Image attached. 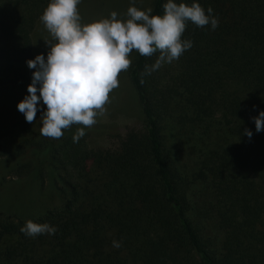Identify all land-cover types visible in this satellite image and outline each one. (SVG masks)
I'll use <instances>...</instances> for the list:
<instances>
[{
	"label": "trees",
	"instance_id": "16d2710c",
	"mask_svg": "<svg viewBox=\"0 0 264 264\" xmlns=\"http://www.w3.org/2000/svg\"><path fill=\"white\" fill-rule=\"evenodd\" d=\"M49 2L0 0V88L28 94ZM195 2L218 27L187 22L192 47L150 75L159 53L136 52L127 73L139 112L110 144L90 146L86 128L74 142L77 124L35 135L24 115L0 128L6 189L30 181L39 201L29 214L0 207V264H264V130L253 120L264 111V0ZM165 3L151 0V14ZM28 220L57 231L27 236Z\"/></svg>",
	"mask_w": 264,
	"mask_h": 264
},
{
	"label": "clouds",
	"instance_id": "9594fccd",
	"mask_svg": "<svg viewBox=\"0 0 264 264\" xmlns=\"http://www.w3.org/2000/svg\"><path fill=\"white\" fill-rule=\"evenodd\" d=\"M80 0H50L40 20L49 33L44 39L48 45L47 57L37 54L27 60L32 72L27 95L17 103L26 122L33 124L40 102L46 108L40 116L41 135L59 139L65 129L82 125L73 135L78 142L85 135L84 128L96 123L97 115L105 112L109 94L119 87V74L131 66L133 51L151 57L159 53L151 66L146 65L144 75H150L164 63H171L192 47L191 40H182L187 22L197 27L211 25L214 30L219 21L213 9H205L195 0L189 5L167 0L163 15L151 14V7L127 9V19L117 18L112 11L109 18L81 23L78 11ZM141 78V83H143ZM39 85V87H37ZM39 92V95H37ZM257 132L264 130V111L253 117ZM249 137L252 132L245 129ZM20 231L27 236L55 234L57 229L49 223L26 221ZM114 247H120L113 241Z\"/></svg>",
	"mask_w": 264,
	"mask_h": 264
},
{
	"label": "rangeland",
	"instance_id": "374dc122",
	"mask_svg": "<svg viewBox=\"0 0 264 264\" xmlns=\"http://www.w3.org/2000/svg\"><path fill=\"white\" fill-rule=\"evenodd\" d=\"M135 6L140 10H146L151 7V0H80L77 8L81 16V23H88L101 18H109L110 13L115 11L117 18L121 20L127 19V9ZM44 39H50L49 33L39 20L33 32V49L36 54H43L47 57L48 45ZM136 51L130 55L132 61ZM128 70L119 74V87L109 94V103L105 105V112L97 115L96 123L88 127L87 141L90 146L108 145L113 138V134H117L122 124L129 123L139 112L136 102L135 93L128 79ZM39 87V85H37ZM39 95V92H37ZM26 96L25 92L18 86H5L0 88V128L4 129L6 122L14 117L23 115L17 109V103ZM43 102H40V106ZM46 107V106H45ZM41 116V115H40ZM40 116L33 125L35 135L40 133L42 124ZM15 119V118H14ZM12 161L7 162L10 164ZM6 161L0 163V207L6 212H16L25 209L24 214L36 212L38 205L37 190L31 185L30 181L19 182L10 180L11 188L6 189ZM3 174V175H2ZM2 175V176H1ZM21 185H17L20 184ZM24 183V184H23ZM17 195H13V192Z\"/></svg>",
	"mask_w": 264,
	"mask_h": 264
}]
</instances>
